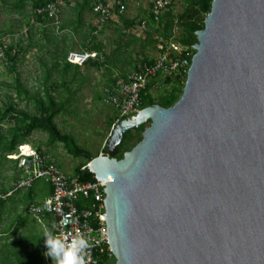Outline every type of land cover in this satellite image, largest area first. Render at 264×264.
I'll return each instance as SVG.
<instances>
[{
  "label": "water",
  "instance_id": "water-1",
  "mask_svg": "<svg viewBox=\"0 0 264 264\" xmlns=\"http://www.w3.org/2000/svg\"><path fill=\"white\" fill-rule=\"evenodd\" d=\"M196 39L180 99L117 122L86 166L115 264H264V0H213Z\"/></svg>",
  "mask_w": 264,
  "mask_h": 264
},
{
  "label": "rangeland",
  "instance_id": "rangeland-1",
  "mask_svg": "<svg viewBox=\"0 0 264 264\" xmlns=\"http://www.w3.org/2000/svg\"><path fill=\"white\" fill-rule=\"evenodd\" d=\"M94 2L96 0H89V7L80 11V16L83 15L81 24V17L77 16L74 5H64L66 8L62 7L63 22L58 33L51 30V26L40 27L43 31L30 29V33L22 27L24 31L16 33L9 30V22L5 24L0 38L8 41L15 55L12 60H6L0 65V112L13 107L17 112L32 116L36 112L37 99L46 106L47 93L54 98L56 104L54 123L58 130L71 136L79 147L96 157L103 154L117 116L103 101L104 90L110 82V70L114 69L121 75L130 73L134 70L135 60L155 58L158 48L146 39L147 33H152L147 22L149 0H106L113 9L111 18L102 27L97 26L96 17L92 8L90 9ZM116 2L124 5L122 14L117 13L114 6ZM170 5L174 14L178 15L182 12L183 0H170ZM125 21L132 24V27L126 28ZM142 22L146 25L144 31L140 29ZM176 32L174 41L181 37V28L177 27ZM154 38L158 37L155 35ZM95 45L103 47L102 54L108 59L109 69L95 65L65 68L61 59L64 52L68 54L75 50L93 51L91 48ZM16 79L27 95L17 94ZM180 82L182 83L173 78L159 79L152 82L149 94L155 101H159L176 88L183 93L186 80ZM181 95H178V100ZM25 97L37 99H29L28 102ZM144 125L147 128L150 122L147 121ZM20 126L23 127L11 117L0 121V134L4 137L0 144L2 193L12 189L17 179L15 164L10 159L6 146H9L12 135L20 130ZM131 132L135 136L134 131ZM134 142L135 139L131 144ZM20 143L29 144L47 156L69 177L74 176L76 167L85 163L83 159L68 155L61 143L51 142L48 135L41 131H34L30 136L20 138ZM34 186L36 188L28 200L25 198L27 191L17 192L11 196L12 200H5V206L0 213V263L53 264L51 257L45 255L46 238L43 237L45 232L51 231L50 227L44 218L31 216L25 211L29 200L38 202L49 188L41 181H37ZM19 221L21 224L16 225Z\"/></svg>",
  "mask_w": 264,
  "mask_h": 264
},
{
  "label": "built area",
  "instance_id": "built-area-1",
  "mask_svg": "<svg viewBox=\"0 0 264 264\" xmlns=\"http://www.w3.org/2000/svg\"><path fill=\"white\" fill-rule=\"evenodd\" d=\"M65 3V0H54L37 8L35 14L46 20L58 33L61 25L60 11ZM114 6L118 14L124 12L125 7L121 2H116ZM169 6L170 0H149L148 13L158 21ZM112 9L113 6L107 2L96 0L93 3L92 11L98 27L104 26L111 18ZM145 27V22H142L141 31ZM174 40L175 37L169 41L159 40L156 45L157 56L150 63L143 62L142 58L135 60L134 70L130 73L121 75L114 69L110 70V82L104 90L103 101L116 112L119 119L132 118L143 109V97L147 95L150 82L167 78L186 80L196 50L193 46H183ZM8 48V41L0 38V65L6 61ZM66 62L77 67L94 63L109 69L104 55L96 51L69 52ZM9 157L15 164L17 179L11 190L0 192V200H5L17 192L28 191L37 181L47 184L51 189L50 195L29 204L27 212L37 218L51 217V231L60 238L70 240L83 234L88 242V247L83 252L85 264H99L103 258H113L104 221L103 189L106 185L101 184L106 182H98L96 179L94 182H80L76 176L69 177L52 160L29 144L18 145Z\"/></svg>",
  "mask_w": 264,
  "mask_h": 264
},
{
  "label": "trees",
  "instance_id": "trees-1",
  "mask_svg": "<svg viewBox=\"0 0 264 264\" xmlns=\"http://www.w3.org/2000/svg\"><path fill=\"white\" fill-rule=\"evenodd\" d=\"M54 0H33L31 3V12L34 15V17L39 22H45L46 20H43L42 18L38 17L35 14V10L37 8L43 7L46 4L53 2ZM69 0H65L66 3H68ZM103 2H106V0H100ZM213 0H183V7L182 12L178 15H175L172 6L170 5L168 9L159 17L158 21H155L151 14L148 13L147 15V22L148 25L152 29V33H147V40L148 43H154L157 45L159 43V40L163 41H169L172 38L175 37L176 29L177 27L181 28V37L178 39V43L191 47L197 44L196 39V32L201 31L204 29V21L207 15L210 13L211 10V4ZM78 12L85 10L86 7H89V0H81L80 4H77ZM92 7L90 6V9ZM126 28L132 27L129 25L126 21ZM175 32V33H174ZM157 36L158 38H154V36ZM93 51L101 52L103 50V47L100 45H95L91 48ZM87 51V50H86ZM15 53L12 52L10 46L6 52V60H12ZM67 52H64L62 54V61L65 64V68L69 67H75L69 63L66 62ZM142 61L145 63H150V59L142 58ZM106 64L108 63V59H105ZM92 66L100 67L98 64H87ZM135 67V65H134ZM179 83H182L179 78H173ZM16 88H17V94L20 96L21 94L27 95L26 91H23L20 88L19 82L16 79L15 80ZM152 85V82L148 85V91L147 95L143 97L142 106L143 108L147 107H153L155 105H159L163 108H170L172 107L178 100L179 96L182 92L179 88H176L173 92H170L168 95L161 98L159 101H155L152 96L149 94L150 86ZM178 96V97H177ZM27 97V96H26ZM25 97V98H26ZM38 97V96H37ZM47 104L46 106L43 105V102L41 100H38L35 97H28L26 98V101L30 102L29 99L36 100L37 106H36V112L34 115L30 116L29 114H26L24 112H17L13 107H9L8 110L4 111L3 113L0 112V121H3L7 117H11L14 120H17L20 125H23V127L20 126V130L16 131V134H13L11 137V142L9 146H6V151L11 154L13 153L16 148L17 144L20 143V138H25L31 135L34 131H41L48 135L49 140L51 142H58L61 143L65 149V151L73 158H79L84 160V165L78 166L75 169V174L80 182H94L95 178L93 174H91L85 167L87 164L94 159L95 157L90 154L89 151L86 149L79 147L74 139L66 134L61 133L58 128L56 127L54 123V118L57 114V111L55 110V101L54 98L45 93ZM124 119H119L118 116L114 119V125L117 122H120ZM24 121H27L26 124H24ZM146 129V126L144 124L140 125L137 129L133 130L135 133V136L132 135V132H128L124 135L123 140L121 144L116 148V150L112 154V158H115L117 160L122 159V156L125 152L130 151L138 142L142 139V133ZM135 139V142L131 144V141ZM4 140V137L2 134H0V144H2ZM25 143H20L19 145H22ZM39 152V151H38ZM104 155L107 154L106 150L103 149L102 152ZM97 157V156H96ZM36 188L33 186L29 189L28 194L25 195V198L28 200L30 199L31 194L33 193V189ZM8 191V190H7ZM7 191H4L3 193H6ZM48 193L51 192L50 187L48 188ZM12 197H8L5 199L6 201L12 200ZM0 200V213L2 209L5 206L6 201ZM34 203V201H30L25 207V211L27 212L28 205ZM28 213V212H27ZM29 214V213H28ZM49 221L48 224H52L53 219L51 217H46ZM44 218V219H46ZM21 220V219H20ZM21 221L17 223L16 225H20ZM16 227V226H15ZM4 264V263H0ZM10 264V263H6ZM17 264V263H16ZM99 264H115V259L113 258L112 261H110L107 258H103V260L100 261Z\"/></svg>",
  "mask_w": 264,
  "mask_h": 264
},
{
  "label": "crops",
  "instance_id": "crops-1",
  "mask_svg": "<svg viewBox=\"0 0 264 264\" xmlns=\"http://www.w3.org/2000/svg\"><path fill=\"white\" fill-rule=\"evenodd\" d=\"M32 2H33V0H0V32H2L5 29V24L7 22H9L8 23L10 26L9 30L16 32V33L19 31H24V30H22V27L25 28V31H29V33H30V29H33L34 31H36V30L43 31V29L40 27L49 26L48 22H39L34 17V15L31 12V3ZM68 3H69V6L74 5L73 7H75V10H76L77 9L76 5L80 4L81 0L79 3H75V2H72L71 0H69ZM66 4L67 3H65V6H66ZM62 13L63 12L61 9V11H60V22H61V19H63ZM78 15H79V17H81L80 22H79V24H81L83 15L80 16L78 9H77V16ZM74 25L76 27V20L74 22ZM51 30H52V27H51ZM10 31H9V33H10ZM9 190H11V189H9ZM47 191H48V188H47L46 192L43 193L41 199L38 201H41L50 195V193H48ZM48 221L49 220L46 218L45 222L47 223V225L50 227V230H51V225L48 224L49 223Z\"/></svg>",
  "mask_w": 264,
  "mask_h": 264
},
{
  "label": "clouds",
  "instance_id": "clouds-1",
  "mask_svg": "<svg viewBox=\"0 0 264 264\" xmlns=\"http://www.w3.org/2000/svg\"><path fill=\"white\" fill-rule=\"evenodd\" d=\"M43 237L46 238L45 255L51 257L53 264H85L83 252L88 247V242L83 234L66 240L47 231Z\"/></svg>",
  "mask_w": 264,
  "mask_h": 264
}]
</instances>
